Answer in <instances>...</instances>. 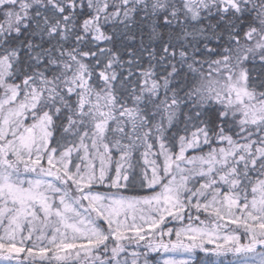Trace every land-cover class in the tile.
Masks as SVG:
<instances>
[{"label": "snow or ice", "instance_id": "6c2138e0", "mask_svg": "<svg viewBox=\"0 0 264 264\" xmlns=\"http://www.w3.org/2000/svg\"><path fill=\"white\" fill-rule=\"evenodd\" d=\"M0 264H264V0H0Z\"/></svg>", "mask_w": 264, "mask_h": 264}]
</instances>
